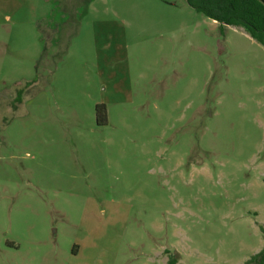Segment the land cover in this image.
Returning <instances> with one entry per match:
<instances>
[{
	"label": "rangeland",
	"instance_id": "rangeland-1",
	"mask_svg": "<svg viewBox=\"0 0 264 264\" xmlns=\"http://www.w3.org/2000/svg\"><path fill=\"white\" fill-rule=\"evenodd\" d=\"M259 227L260 44L185 0H0V264H244Z\"/></svg>",
	"mask_w": 264,
	"mask_h": 264
},
{
	"label": "trees",
	"instance_id": "trees-1",
	"mask_svg": "<svg viewBox=\"0 0 264 264\" xmlns=\"http://www.w3.org/2000/svg\"><path fill=\"white\" fill-rule=\"evenodd\" d=\"M185 2L195 12L217 23L222 31L227 27L240 28L264 48V0H185ZM95 118L98 126L107 124L105 105H96ZM259 231L264 236V227H259ZM167 264H177V260L169 256ZM244 264H264V248Z\"/></svg>",
	"mask_w": 264,
	"mask_h": 264
}]
</instances>
